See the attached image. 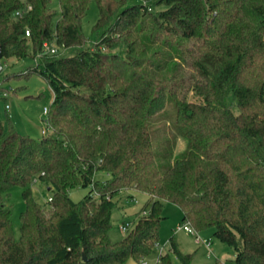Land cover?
Wrapping results in <instances>:
<instances>
[{
	"label": "trees",
	"instance_id": "obj_1",
	"mask_svg": "<svg viewBox=\"0 0 264 264\" xmlns=\"http://www.w3.org/2000/svg\"><path fill=\"white\" fill-rule=\"evenodd\" d=\"M56 2L58 17L51 0H0L1 58H35L45 41L60 50L31 65L52 91L50 133L34 139L0 120V264L140 262L158 242L164 201L234 252L200 264H264V0ZM32 180L51 191L46 209ZM13 185L25 201L17 238L3 199ZM75 185L90 186L77 202ZM128 189L148 196V210L113 241V197ZM168 241L158 264H192Z\"/></svg>",
	"mask_w": 264,
	"mask_h": 264
},
{
	"label": "rangeland",
	"instance_id": "obj_2",
	"mask_svg": "<svg viewBox=\"0 0 264 264\" xmlns=\"http://www.w3.org/2000/svg\"><path fill=\"white\" fill-rule=\"evenodd\" d=\"M139 0H128L130 4L138 2ZM50 8L55 13V17H58L59 8L56 0H51ZM163 6L152 7L153 11L162 9ZM97 18V6L94 1L89 4V8L85 17L82 20V32L88 39V42L92 44L94 36L90 33L92 24ZM23 45H27L29 49V42L25 41ZM110 51L120 52L118 47L112 48ZM69 53L70 50H62V53ZM0 83L2 87L8 91V97L6 99L0 96V120L5 121L8 117L15 129L24 135H28L34 139H39L42 136L41 129L46 127V115L43 113V107L49 105L52 100V91L50 90L46 80L39 74L31 71V65H39L35 58L25 57L17 59L15 56H9L0 58ZM29 66V67H28ZM1 93V91H0ZM231 99V94L228 95L227 101ZM8 102L9 108L6 109L4 104ZM236 112V109H234ZM50 133L47 129L46 134ZM157 135L161 133V128L156 132ZM184 147V140L181 138L176 139L174 152H179ZM107 175V174H106ZM95 179H98L99 183H102L106 177L105 173L101 172L95 175ZM22 187L19 185H13L7 193L3 196L4 203L10 210V220L13 229L14 236H19L20 219L19 215L24 210L25 201L22 198ZM31 197L32 199L47 207L48 198L51 191L48 190L45 183L39 180H32L30 183ZM90 186L82 187L81 185H75L68 190L69 197L77 202L88 191ZM97 190V189H96ZM130 194V195H129ZM97 199V195H93ZM116 204L111 210L110 217V229L109 237L111 240L118 239L124 232L119 229V225L125 220H134V212H136L142 204L146 202L145 196L135 190H122L116 196L113 197ZM180 209L175 204L164 201L161 207V215L163 219L160 222L158 231V246L169 252L170 243L168 237L172 236L178 250L183 252L196 251L197 260H214L216 258L232 259L234 257L233 250L227 245L223 244L211 235V248L214 251V255L211 257H205L204 247L201 244H194L193 239L188 233L182 230H176V225L180 222ZM201 236H204L205 232H198ZM156 249V248H155ZM202 255V257H201ZM215 256V257H214ZM173 260L175 256L171 253ZM196 261V260H195ZM199 262V261H196Z\"/></svg>",
	"mask_w": 264,
	"mask_h": 264
},
{
	"label": "built area",
	"instance_id": "obj_3",
	"mask_svg": "<svg viewBox=\"0 0 264 264\" xmlns=\"http://www.w3.org/2000/svg\"><path fill=\"white\" fill-rule=\"evenodd\" d=\"M29 8V6L27 7ZM22 13L23 11L22 10H16L14 11L13 15L15 17H20L22 16ZM24 35L25 36H28L29 35V30L28 29H25L24 30ZM60 50L59 48L55 45L54 41H45L42 43V47H41V50L36 54V61H39L40 59H42L43 57L45 56H53V55H56L57 53H59ZM0 96L4 99H6L8 97V91L2 87V84L0 83ZM5 108H8L9 105L7 103H5ZM43 113L46 115L47 113V106L43 107ZM45 122H46V127L42 128L41 129V133L42 134H46L47 132V129H49L48 125H47V121L45 119ZM95 195H97L96 192H94ZM93 194V195H94ZM98 196V195H97ZM147 211H142L141 214H146ZM134 222L135 220H125V221H122L119 225V229L121 231H123L124 233L128 232L134 225ZM176 230H182L190 235H192L194 238H195V241H200V238L197 234V232L192 228V226L190 225V223L187 221V220H181L177 225H176ZM206 246H209V240L208 239H205L204 240ZM157 243L155 245V248H157ZM161 255V254H159ZM159 255L157 256L156 260H155V264H158V257ZM139 264H146V260L145 258L144 259H141Z\"/></svg>",
	"mask_w": 264,
	"mask_h": 264
},
{
	"label": "crops",
	"instance_id": "obj_4",
	"mask_svg": "<svg viewBox=\"0 0 264 264\" xmlns=\"http://www.w3.org/2000/svg\"><path fill=\"white\" fill-rule=\"evenodd\" d=\"M7 104H8V102H6ZM5 105V104H4ZM9 105V104H8ZM5 107V106H4ZM9 108V107H8ZM8 108H6V109H8ZM105 177L107 178L108 177V175H106L105 174ZM132 190V189H131ZM142 195H144L145 196V200L146 201H148V196L146 195V194H143V193H141ZM130 195V194H129ZM143 206V204L140 206V208ZM139 208V209H140ZM139 209L136 211V212H134V216H136L135 217V219L137 218V216L139 215V214H141V212L142 211H147L148 210V207H146L144 210H142L141 212H139ZM142 209V208H141ZM139 212V213H138ZM134 219V220H135ZM180 220H182V218H181V213H180ZM179 223V222H178ZM208 230V229H207ZM201 232V231H200ZM203 232H205V234H203L204 236H201L198 232H197V234H198V236H199V238H200V241H195V238L192 236V235H190V234H188V235H190L191 237H192V239H193V242H194V244H201L203 247H204V249H205V251H204V254L206 255L205 257H211V256H213L214 255V251L212 250V248H211V238H210V236H208L210 233H209V231L208 232H206L205 230H203L202 231V233ZM124 234L125 233H123L118 239H115V240H113V241H116V240H119V239H121L123 236H124ZM187 234V233H186ZM205 239H208L209 240V246H206V244H205V242H204V240ZM157 245H158V242H157ZM177 248H178V245H177ZM169 250V249H168ZM179 251H181V250H179ZM166 252V250H164L163 248H162V246L161 247H157L156 249H154V251H153V253L151 254V255H149V256H147L146 258H145V260H146V264H155V260H156V258H157V256L159 255V254H163V253H165ZM181 252H183V251H181ZM183 253H192V260H191V263L192 264H200V263H205V262H212V261H214L215 259H219V260H221V261H228V260H230V259H226V258H223V259H220V258H216L215 256V259L214 260H201V259H199V260H197L198 258H197V255H195L196 254V251H188V252H183ZM234 253V252H233ZM201 257H202V255H201ZM176 259V258H175ZM199 261V262H196V261ZM175 262L177 261V260H174ZM123 264H139V262H137V261H135L134 259H132V258H128Z\"/></svg>",
	"mask_w": 264,
	"mask_h": 264
},
{
	"label": "water",
	"instance_id": "obj_5",
	"mask_svg": "<svg viewBox=\"0 0 264 264\" xmlns=\"http://www.w3.org/2000/svg\"><path fill=\"white\" fill-rule=\"evenodd\" d=\"M0 58H1V51H0ZM1 68V67H0ZM82 257H83V259H85V255H84V253H82Z\"/></svg>",
	"mask_w": 264,
	"mask_h": 264
}]
</instances>
